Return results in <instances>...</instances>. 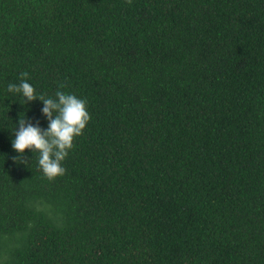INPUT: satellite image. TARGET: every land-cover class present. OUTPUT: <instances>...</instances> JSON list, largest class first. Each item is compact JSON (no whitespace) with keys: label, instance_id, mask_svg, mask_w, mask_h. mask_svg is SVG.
Wrapping results in <instances>:
<instances>
[{"label":"trees","instance_id":"obj_1","mask_svg":"<svg viewBox=\"0 0 264 264\" xmlns=\"http://www.w3.org/2000/svg\"><path fill=\"white\" fill-rule=\"evenodd\" d=\"M21 72L87 100L53 180ZM0 264H264V0H0Z\"/></svg>","mask_w":264,"mask_h":264},{"label":"clouds","instance_id":"obj_2","mask_svg":"<svg viewBox=\"0 0 264 264\" xmlns=\"http://www.w3.org/2000/svg\"><path fill=\"white\" fill-rule=\"evenodd\" d=\"M128 3H131V0H128ZM19 75L20 83H9L7 90L22 94L23 103L37 99L42 101L41 113L47 118L48 127L43 129L38 121L33 124L24 115L19 117V128L14 130L12 148L21 156L25 149L38 151L39 167L49 180H53L65 174L66 169L62 162L73 147L74 137L82 135L91 119L87 111V100L61 91L60 89L65 87L63 84L55 92V98L37 96L34 87L28 82L29 74L21 72Z\"/></svg>","mask_w":264,"mask_h":264}]
</instances>
